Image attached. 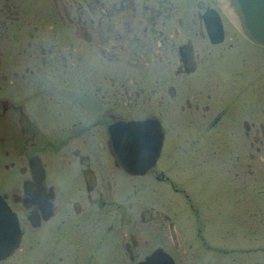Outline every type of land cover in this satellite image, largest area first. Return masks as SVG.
<instances>
[{"label": "flooded vegetation", "instance_id": "flooded-vegetation-1", "mask_svg": "<svg viewBox=\"0 0 264 264\" xmlns=\"http://www.w3.org/2000/svg\"><path fill=\"white\" fill-rule=\"evenodd\" d=\"M1 203L0 264H264V43L219 0H0Z\"/></svg>", "mask_w": 264, "mask_h": 264}, {"label": "water", "instance_id": "water-1", "mask_svg": "<svg viewBox=\"0 0 264 264\" xmlns=\"http://www.w3.org/2000/svg\"><path fill=\"white\" fill-rule=\"evenodd\" d=\"M226 12L235 18L238 25L254 41L264 43V0H219ZM144 121H131L125 123V128H141ZM150 162H144L149 165ZM122 164L131 169V164L123 161ZM11 213L0 204V219L7 218ZM18 243V239L2 241L0 239V254L7 253Z\"/></svg>", "mask_w": 264, "mask_h": 264}, {"label": "rangeland", "instance_id": "rangeland-1", "mask_svg": "<svg viewBox=\"0 0 264 264\" xmlns=\"http://www.w3.org/2000/svg\"><path fill=\"white\" fill-rule=\"evenodd\" d=\"M203 178H201V180L199 181V192L201 195V198H203V201L201 202V204H211L210 207L213 206V204H219L221 205L220 207L218 206V208H221L222 211L224 210H228V208L232 207L233 204V200L232 197L229 196V194H223L221 195L220 199L216 198L212 193H213V187L211 188V186H213L217 179L214 178L212 175H207L204 174V176H202ZM184 200V198H183ZM211 247H213L214 244H210ZM225 245V244H224ZM226 245H230L229 243H227ZM206 245H203V247Z\"/></svg>", "mask_w": 264, "mask_h": 264}, {"label": "bare ground", "instance_id": "bare-ground-1", "mask_svg": "<svg viewBox=\"0 0 264 264\" xmlns=\"http://www.w3.org/2000/svg\"><path fill=\"white\" fill-rule=\"evenodd\" d=\"M149 127V126H148ZM148 129V128H147ZM132 136V135H131ZM140 145V144H139ZM141 146V145H140ZM134 150V149H133ZM130 152V151H129ZM133 156H135V154L133 155ZM148 157V156H147ZM133 158V157H132ZM137 160V159H136ZM32 165V164H31ZM33 166V165H32ZM37 180V179H36ZM14 226V225H13ZM11 227V226H10ZM11 229V228H10ZM11 232V231H10ZM10 236H12V235H10ZM14 236H15V234H14ZM159 256V255H158ZM151 264V263H150Z\"/></svg>", "mask_w": 264, "mask_h": 264}]
</instances>
